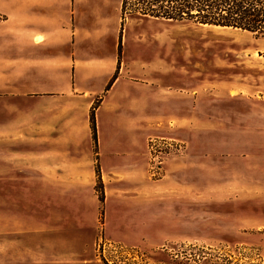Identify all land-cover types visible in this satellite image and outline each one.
Instances as JSON below:
<instances>
[{
  "label": "rangeland",
  "instance_id": "obj_1",
  "mask_svg": "<svg viewBox=\"0 0 264 264\" xmlns=\"http://www.w3.org/2000/svg\"><path fill=\"white\" fill-rule=\"evenodd\" d=\"M111 1L113 6L118 3ZM119 40V64L128 67L123 75L135 83L121 87L123 100L112 124L122 125L128 148L145 145L147 137L148 151L150 139L169 144L161 163L150 159V169L155 179L161 178L169 159L166 176L156 184L187 185L186 208L169 214L179 229L154 247L111 244L121 247L114 251L110 243L96 241L104 235L106 192L107 201L114 197L131 202L142 191L130 171L135 167L132 150L121 152L130 157L128 171L102 177L99 106L106 92L94 85L99 90L94 95L77 90L43 101L42 109L44 124L78 127L74 136L80 149L75 153L83 161L76 163L88 158L98 164L102 203L96 175L92 182L60 181L53 214L58 229L46 238L33 223L0 230V264H264V248L255 232L228 227L223 207L206 206L210 201L204 196L212 162L245 157L250 185L260 191L252 203L264 206V38L236 28L129 15L119 25L117 45ZM92 108L95 139L89 122ZM142 188L152 192L149 181ZM168 197L157 200L165 205Z\"/></svg>",
  "mask_w": 264,
  "mask_h": 264
},
{
  "label": "crops",
  "instance_id": "obj_2",
  "mask_svg": "<svg viewBox=\"0 0 264 264\" xmlns=\"http://www.w3.org/2000/svg\"><path fill=\"white\" fill-rule=\"evenodd\" d=\"M120 19V0L116 6L111 0H0V230L33 223L46 238L58 229L53 218L58 209V183L92 182L95 166L88 158L76 163L83 161L75 153L80 149L74 136L78 127L44 124L42 103L77 90L94 95L99 91L94 85L104 89L116 70L99 106L100 170L107 179L128 171L125 164L130 157L121 152L134 151L135 167L130 171L142 193L129 202L114 197L107 201L106 192L104 235L96 241L154 247L179 229L169 214L186 208L187 185L156 184L166 176L170 160L163 163L164 175L155 179L148 137L145 145L128 148L122 125L112 124L123 100L121 87L135 83L123 75V68L128 67L117 61ZM129 89L132 93L133 87ZM211 164L206 206H222L227 226L254 231L264 248V206L252 203L260 191L250 185L248 161L240 157ZM148 181L151 193L142 188ZM165 197L167 205H161L157 199Z\"/></svg>",
  "mask_w": 264,
  "mask_h": 264
},
{
  "label": "trees",
  "instance_id": "obj_3",
  "mask_svg": "<svg viewBox=\"0 0 264 264\" xmlns=\"http://www.w3.org/2000/svg\"><path fill=\"white\" fill-rule=\"evenodd\" d=\"M129 15L236 28L264 38V0H120L121 25ZM120 45L119 40L117 45L118 63L121 52ZM116 76L117 70L105 85L104 92L110 88ZM102 95L99 96L93 108L99 105ZM93 108L89 115V122L92 136L95 139ZM94 171L98 199L102 203L103 188L97 163Z\"/></svg>",
  "mask_w": 264,
  "mask_h": 264
},
{
  "label": "built area",
  "instance_id": "obj_4",
  "mask_svg": "<svg viewBox=\"0 0 264 264\" xmlns=\"http://www.w3.org/2000/svg\"><path fill=\"white\" fill-rule=\"evenodd\" d=\"M150 142H152L149 145V152H150V159L151 161H153L155 164L156 163H161L160 160L164 158V155H166V148H168V150H170V146H168L169 144L166 143L165 141H155V139H150ZM155 142L160 143L163 148L161 146H159L158 144H156ZM163 162V160H162ZM151 172L153 173L154 171L151 169ZM111 245V244H109ZM112 248L114 249V251L117 248H121V247H115L114 245H111Z\"/></svg>",
  "mask_w": 264,
  "mask_h": 264
}]
</instances>
